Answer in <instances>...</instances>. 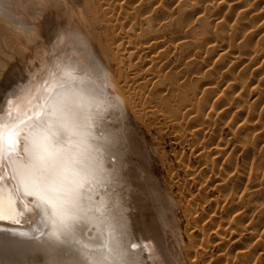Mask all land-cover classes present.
<instances>
[{"label":"bare ground","instance_id":"6f19581e","mask_svg":"<svg viewBox=\"0 0 264 264\" xmlns=\"http://www.w3.org/2000/svg\"><path fill=\"white\" fill-rule=\"evenodd\" d=\"M48 1L51 0H15L14 4L19 5L20 13L27 11L29 14H34L31 9L34 10L39 3ZM238 1L236 3L235 0H219L217 2L212 0L207 6L203 4L202 11L227 6L228 9L239 7L238 12L244 14L248 13L246 12V5L249 7L248 2L255 3L253 2L255 0ZM187 3L191 7L197 5V1L194 0ZM102 4L101 8L107 13L110 14L114 9H117L118 13L112 22L115 32L109 42L111 44L109 47L100 44L99 54L94 50L89 40L90 37L82 27L85 22L83 16L81 14L77 18L67 16L70 6L61 7V12H58L57 15L55 13L56 17L54 18H50L51 14L47 15V12L46 19L41 21L40 25H29L22 18L17 21V25L22 28L29 26L32 30L34 29V33L36 31L37 33L34 34L32 46L29 48L32 53L29 56L22 55L21 60L23 61L18 60L19 63H23V66L24 64L28 65L26 69L29 70V75L12 86L5 94L4 105L0 104V216H2L0 229H7V232L0 231V264H32L36 259H31L29 252L33 251L43 254L45 257L43 264H69L72 259V255L69 253L74 250L75 245L63 242L64 237L59 226L60 220L65 214L64 206L69 201L75 202L80 208V212L76 213L77 239L83 244H88L90 251L99 249L109 264L113 257L120 258L115 252L114 240H120L122 251L135 254L138 260H142V264H145V261H147L146 264H163V261L165 264H172L166 260V254L161 252L158 242L152 236L144 237L139 234L143 243V239L149 238L154 241L157 247V252L153 251L147 256L141 254L142 249L129 250L126 244L124 245L125 241L122 236H124V229L129 226L126 213L132 208L131 201L129 203L125 198L126 194H121L122 185L128 184L124 173H122L125 154L122 146L128 138L123 125L125 124V109L130 110L138 117H145L157 114L162 109L174 110L176 105L173 107L172 104L175 102L172 101L171 104L170 101L175 100L181 110L177 119H190L188 122L194 120L192 123L199 121V126L200 124H211L213 123V114L211 116L206 114L203 119H200L198 116L200 110L197 115L199 118L192 117L191 106L197 101L202 110L213 106L216 108L217 102L216 106L213 102L210 103L207 95L215 91L218 83L215 82L212 85L208 83L206 86L207 83L203 81L204 75H201L198 79L203 81L201 84L206 87L199 98H195V95L175 93L182 90L179 88L183 84L181 85V82L178 83L177 80H168L162 72L165 68L162 67L165 56L163 57L161 54L168 51L164 47L166 39L162 35L168 25L167 22L162 21L164 17L159 20L153 18L150 13H139L142 11L137 12L138 4L134 6L136 3L133 5L112 2ZM42 6L43 9L45 5ZM39 8L35 10L37 12L39 10V13L42 14L45 8L42 12ZM35 10L34 12H36ZM254 11V13L251 11L248 16H255L254 19H256L260 12ZM197 15L198 25L191 27L190 31L195 33L197 29L201 35L210 37V39L217 36L223 37V32L218 31L220 27L226 25V20L222 19L223 17L217 19L214 16V20L216 19L213 24L215 30L212 31L210 29L212 23L210 24L207 20L209 16L205 19L203 14ZM33 19L37 20L35 17ZM228 26L229 29L234 28L237 32H241L239 34L243 37V26L240 21L236 25ZM29 37L26 36L28 40H30ZM184 38L186 39L183 36L178 37L177 41L174 39L175 47L184 46L187 42V39ZM193 39L199 48L205 46L206 53L222 49L219 50L221 58L232 55L231 51L224 49L219 39L218 42L207 38L208 43H206L205 37L201 42L196 41L195 35ZM260 46H254L250 51L253 55L261 57V61H264V51ZM231 57L233 59L230 61L232 69L228 77L234 78L235 74H232V70L241 59L246 57L241 54ZM261 61L260 63L263 64ZM0 64H2L1 61ZM210 70L211 67L207 66L204 73ZM231 85L232 83L228 81L226 87L231 88ZM243 86H240L239 89ZM239 95L241 94L239 93ZM239 95H235L232 101H239L241 97ZM223 99L224 96L221 100ZM138 102L142 105L139 110L137 109ZM220 103H217L218 106ZM113 124L120 125L116 128ZM58 126L68 129L70 134L64 137L60 143H55L53 136L57 134ZM209 159H206V162H213L211 158ZM105 173H110V181L109 177L104 175ZM214 186L217 189L223 187L222 183H216ZM99 205H108L107 208L112 209V212H109L110 210L107 212L109 216L112 213L111 223L100 217L106 209H100ZM116 232L122 233L121 236H118ZM232 232L234 234V231ZM231 233L230 241L233 239ZM30 238H34L33 243H28ZM137 238L135 237V243L138 242ZM218 239L217 244L224 246L225 238L219 237ZM149 247H151L150 244L146 243L143 249L148 252L150 251ZM201 251L206 255L207 244H202ZM192 259L195 260L193 257ZM216 261L218 264L221 262L219 259ZM224 263L222 262V264Z\"/></svg>","mask_w":264,"mask_h":264},{"label":"rangeland","instance_id":"374dc122","mask_svg":"<svg viewBox=\"0 0 264 264\" xmlns=\"http://www.w3.org/2000/svg\"><path fill=\"white\" fill-rule=\"evenodd\" d=\"M151 1L153 0H51L35 6L34 10L40 7L41 12L47 6L46 10L44 9L46 12L43 11L42 14L39 10L34 12L32 9L31 12L34 14H29L27 11H22V14L19 5L14 4L15 0H0V48L2 49H0L2 63L0 64V104H3L5 94L12 86L29 75V70L26 69L28 65L23 66L18 60L22 59V55L29 56L32 53L29 48L32 46V38L37 33V29L35 33L29 26L23 27L24 30L17 25L19 19H24L29 25H40L48 14H51L50 18H54L58 12H61V7L70 6L67 16L71 18H77L79 14L83 16L85 22L82 27L90 37L94 50L99 54L100 44L105 47L111 44L109 42L115 32L112 22L118 13L117 9L110 14L107 13L101 8L102 3L112 2L122 5L136 3L134 6L138 4L137 12L142 11L139 13H150L153 18L159 20L164 17L165 20L162 21L167 22L168 25L162 35L166 39L164 47L168 51L164 54L160 52L161 56H165L162 61V67L165 68L162 72L168 80H177L184 86L179 88L182 89L180 92L177 90L178 92L175 93L195 95V98H199L208 83L212 85L217 82L215 91L210 92V96L207 95L209 102L215 105L216 102L224 101L219 106L216 103V108L213 106L215 109L208 107L209 109L202 110L197 101L191 106L192 117L199 116L203 119L206 114L210 116L213 114V123L200 124V126L199 121L192 123L194 120L188 122L190 119H177L181 110L175 100L170 101L171 104L172 101L176 103L172 104L173 107L176 105L174 110L162 109L157 114L145 117H138L125 109L123 125L127 129L124 130L128 138L122 146L125 151L122 173L128 184L122 185L121 194H126L125 198L129 203L131 201L129 205L132 208L126 213L129 226L124 229L122 236L124 245L126 244L129 250H138L130 246L143 243L139 235L141 234L144 237L152 236L158 242L161 252L166 254V260L172 264H211L213 261L212 264H218L217 259L221 261L219 264L224 261V264H264V61L250 51L254 46H260L264 42V0H251L255 3L249 1V7L246 5L248 13L244 14L238 12L239 7L228 9L227 6L211 9L213 12L211 10L203 12L202 7L207 6L212 0H194L197 1L195 7L188 5L187 2L191 0ZM235 1L237 3V0ZM42 5H45L43 9ZM254 10L260 12L256 19L255 16H248L251 11L256 12ZM35 14L39 16L38 19ZM197 14H203L205 19L209 16L207 20L212 23L213 28H210L212 31L215 30L214 16L217 19L223 17L226 25L218 29L223 32V37L214 36L215 38L210 39L201 35L197 29L195 33L190 31L191 27L198 25ZM31 15L37 20L33 19V21ZM239 16L241 17L238 18ZM239 21L243 26V37L240 35L241 32H237L234 28H227L228 25H236ZM29 28L33 32L31 30L27 32L26 29ZM194 35L199 42L203 41L204 37L206 43L209 42L207 38L215 41L219 39L224 49L231 51V56L241 54L246 57L241 59L232 70V74H235L234 78L228 77L232 69L230 62L233 60L232 57L221 58L219 50L222 49L206 53L205 46L203 48L196 46ZM182 36L186 37V44L175 47V41ZM261 46V50L264 51V47ZM207 66L211 67V70L204 73ZM111 68L113 69V66ZM8 72L10 75H7ZM201 75H204L203 81L207 83L205 87L201 84L203 81L198 79ZM228 81L232 83L231 88L226 87ZM242 85L243 88L239 89ZM235 95L241 96L239 101H232ZM223 96L224 99L221 100ZM170 98L171 96L169 100ZM141 106L138 102L137 109L139 110ZM113 125L117 128L120 124ZM208 157L213 160L212 163L206 162V159L210 160ZM104 175H107L110 181V173ZM216 183H222L223 187L215 188ZM107 206L99 205L100 209H106L100 217L111 223L112 213L109 216L107 212L108 210L112 212V209ZM191 207L193 208L190 209ZM231 231H234V234ZM230 233L233 234L231 241ZM116 234L121 236L122 233L116 232ZM134 236L137 238V243ZM219 237L225 238L226 246L217 244ZM33 239L30 238L28 243H33ZM150 240L143 239V245L150 244L151 252L142 249V255L147 256L153 251L157 252L154 241ZM203 243L207 244L208 256L201 251ZM29 257L36 259L32 264H43L45 259L42 253L34 251L29 252Z\"/></svg>","mask_w":264,"mask_h":264},{"label":"snow or ice","instance_id":"6c2138e0","mask_svg":"<svg viewBox=\"0 0 264 264\" xmlns=\"http://www.w3.org/2000/svg\"><path fill=\"white\" fill-rule=\"evenodd\" d=\"M70 134L69 130L63 126H58L57 134L53 136V141L55 143H60L64 137ZM65 214L60 220V229L64 237V243H74V250L70 251L72 259L69 264H109L106 257L103 256L102 252L99 249L95 251L89 250L88 244H83L77 239L75 225L77 224L76 213L80 212L79 206L73 202L69 201L64 206ZM2 219V216H0ZM123 228V225H121ZM0 231L7 232V229H0ZM59 239V237H57ZM115 252L120 257L117 259L113 257L111 264H142V260H138L135 254H128L121 249V241L114 240ZM130 247H136L143 249V244L131 245ZM128 258H124V257Z\"/></svg>","mask_w":264,"mask_h":264}]
</instances>
